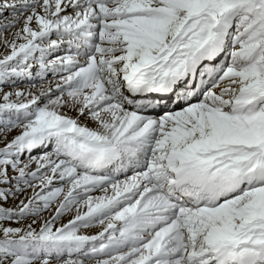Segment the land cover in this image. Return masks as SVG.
<instances>
[{
  "label": "snow or ice",
  "instance_id": "obj_1",
  "mask_svg": "<svg viewBox=\"0 0 264 264\" xmlns=\"http://www.w3.org/2000/svg\"><path fill=\"white\" fill-rule=\"evenodd\" d=\"M0 264H264V0H0Z\"/></svg>",
  "mask_w": 264,
  "mask_h": 264
},
{
  "label": "rangeland",
  "instance_id": "obj_2",
  "mask_svg": "<svg viewBox=\"0 0 264 264\" xmlns=\"http://www.w3.org/2000/svg\"><path fill=\"white\" fill-rule=\"evenodd\" d=\"M49 79H51V76H49ZM92 231H94V229H93ZM90 234H91V233H90Z\"/></svg>",
  "mask_w": 264,
  "mask_h": 264
},
{
  "label": "bare ground",
  "instance_id": "obj_3",
  "mask_svg": "<svg viewBox=\"0 0 264 264\" xmlns=\"http://www.w3.org/2000/svg\"><path fill=\"white\" fill-rule=\"evenodd\" d=\"M158 114V113H157Z\"/></svg>",
  "mask_w": 264,
  "mask_h": 264
}]
</instances>
